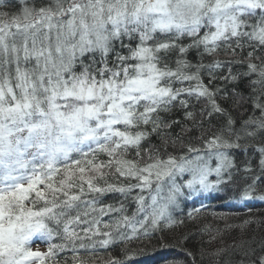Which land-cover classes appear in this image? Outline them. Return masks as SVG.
Returning <instances> with one entry per match:
<instances>
[{
  "label": "trees",
  "instance_id": "trees-1",
  "mask_svg": "<svg viewBox=\"0 0 264 264\" xmlns=\"http://www.w3.org/2000/svg\"><path fill=\"white\" fill-rule=\"evenodd\" d=\"M153 1L0 0V264H264V10L206 43V8L162 30ZM144 63L157 93L111 123ZM202 155L217 185L170 189Z\"/></svg>",
  "mask_w": 264,
  "mask_h": 264
},
{
  "label": "rangeland",
  "instance_id": "rangeland-1",
  "mask_svg": "<svg viewBox=\"0 0 264 264\" xmlns=\"http://www.w3.org/2000/svg\"><path fill=\"white\" fill-rule=\"evenodd\" d=\"M142 5L143 3H140L137 6L142 7ZM98 6L96 5V7ZM133 7L134 3H132V8ZM121 8L122 10L126 9V7ZM147 8L149 15H152L154 17L153 25L162 30H167L170 26L182 28L190 27V25H193L195 21H198L197 16L204 8H206L207 12L213 14L216 25L214 33L209 36L208 39L206 38V43H210L221 36L222 33L225 32L226 28L230 29L234 33L233 28L237 27L238 17L243 12H250L255 10L256 8L264 10V0L262 3L260 2V0H157L150 3ZM104 10L107 13L112 12L108 5L104 7L100 5V8L96 11V13H98L96 14V17H101L99 13H102ZM22 17H24L23 20L26 21V19L30 18L31 16L24 12L19 16L16 22L20 23V18ZM18 31V37L21 39V36L24 35V31ZM142 62H144V60ZM157 76L158 75L154 73V70L151 69L148 64L144 63L143 65H140L138 67L137 76L128 81L126 85H124V89L122 90L123 92L121 91L120 93H117L115 91L117 90V88H114L113 92L110 93L107 97L109 101L110 99H116L115 102H111V105L106 110V113H108V115H110L111 117L110 122L116 123L118 119H120L121 121L126 120L127 110L122 107V104H124V102H129L135 99L136 94H139L140 96H152L154 93L156 94V83L158 78ZM122 113H124L123 117L120 116V114ZM76 128L78 133H84L82 132V126H80L79 124H76ZM70 130L72 133L76 132V129ZM66 131L69 132V130L65 129V132ZM66 134L68 135V133ZM93 134H95L94 131H91L88 134L85 133L83 139L89 140L92 138L91 136H93ZM40 144V150H49V154H47L46 157H50L51 152L49 144L47 142H40ZM205 159H207V161H205ZM211 159L212 158L208 159L207 156L205 157L204 155H202L201 157L187 162V164H175L173 168L175 169V173L172 176V179L169 180V184L171 186L170 189L176 190L179 187V181L185 183L184 187L189 191L192 190V192H198V189H200V187L197 186H202L203 184H207L206 186L210 187L213 186V184L217 185V182L211 183L207 181L210 179L211 175L220 176L224 165L226 166V161L223 156L217 155L215 156L214 160ZM215 163L216 166L213 167L212 165ZM177 176H179L178 179ZM164 187L165 186L161 184L157 189L163 192ZM3 190H5L4 192H6L9 191V188H5ZM176 191V193H178L180 192V189L178 188ZM11 233L12 232L8 228L0 229V241H4L8 244L12 239ZM31 248L33 252V258H30L32 262L31 264H37L34 261V258L37 259L39 255L42 256V247L40 246L36 248L32 246Z\"/></svg>",
  "mask_w": 264,
  "mask_h": 264
}]
</instances>
